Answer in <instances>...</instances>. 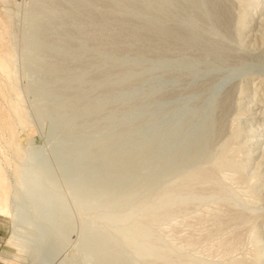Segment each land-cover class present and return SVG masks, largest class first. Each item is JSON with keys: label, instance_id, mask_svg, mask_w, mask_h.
Wrapping results in <instances>:
<instances>
[{"label": "rangeland", "instance_id": "374dc122", "mask_svg": "<svg viewBox=\"0 0 264 264\" xmlns=\"http://www.w3.org/2000/svg\"><path fill=\"white\" fill-rule=\"evenodd\" d=\"M195 1L0 0V264H264V0H227L228 33Z\"/></svg>", "mask_w": 264, "mask_h": 264}, {"label": "bare ground", "instance_id": "6f19581e", "mask_svg": "<svg viewBox=\"0 0 264 264\" xmlns=\"http://www.w3.org/2000/svg\"><path fill=\"white\" fill-rule=\"evenodd\" d=\"M81 1V0H80ZM179 1H181V0H167V2L169 3V7H171V9L175 6V5H177V3H179ZM183 1V0H182ZM185 1V0H184ZM186 1H190L191 2V6H193V7H195L197 4V2L195 1V0H186ZM192 1H194V3H192ZM208 1V0H207ZM228 1L227 0H209V3H210V17H211V19H212V22H213V26L214 27H216V28H218V29H220L221 31H223V32H226V33H228L229 31H230V29H231V22H232V20L234 19H232V14H231V11L232 10H230V5H228V3H227ZM208 3V4H209ZM230 3V2H229ZM250 5V4H249ZM198 7V6H197ZM144 10H145V8H143ZM199 11H200V9H199ZM146 12V11H145ZM145 14V13H144ZM171 17V16H170ZM173 18V17H172ZM172 20V19H171ZM233 24V23H232ZM145 27H147V26H145ZM144 28V27H143ZM215 29V28H214ZM144 30H145V28H144ZM161 30V29H160ZM159 30V31H160ZM212 30V29H211ZM217 30V29H216ZM227 30H229V31H227ZM162 32V31H161ZM163 32H165L164 30H163ZM170 32V31H169ZM177 32H179V31H177ZM205 32V31H204ZM166 33V32H165ZM161 34V33H160ZM167 34H171V33H167ZM175 34V33H174ZM231 34V33H230ZM164 35V34H163ZM173 35V34H172ZM167 36V35H166ZM170 36V35H169ZM176 36H180V35H176ZM183 36V35H182ZM200 36H201V34H200ZM203 36V35H202ZM163 37V36H162ZM184 37V36H183ZM185 37H187V34H186V36ZM167 38V37H166ZM168 38H170V37H168ZM187 38H190V37H187ZM207 38H208V36H207ZM210 38V37H209ZM163 39V38H162ZM182 39V38H181ZM185 39V38H184ZM192 38H190V40H191ZM194 39H196V38H194ZM193 39V40H194ZM201 39V38H200ZM164 40V39H163ZM162 40V41H163ZM165 40H167V39H165ZM178 40V38L176 39V41ZM198 40V39H197ZM201 40H203V39H201ZM206 40V39H205ZM209 40H211V39H209ZM208 40V41H209ZM178 41H180V40H178ZM177 41V42H178ZM182 41V40H181ZM180 41V42H181ZM188 41V40H187ZM163 42H165V41H163ZM171 42V41H170ZM185 41H183V43H184ZM197 42V41H196ZM195 42V43H196ZM213 42H215V41H213ZM212 42V45L215 47L216 46V44L215 43H213ZM169 43V42H168ZM172 43V42H171ZM194 43V44H195ZM200 43V42H199ZM202 43V42H201ZM170 44V43H169ZM182 44V43H181ZM188 44V43H187ZM190 44H193V43H190ZM165 45V44H164ZM183 45V44H182ZM184 45H186V44H184ZM219 45V44H218ZM176 46H179V47H181L179 44H172L171 46H169V48H168V50L169 51H171V50H174L175 48H177ZM165 47H167V43H166V46ZM178 47V48H179ZM162 48H164V47H162ZM217 49V48H216ZM215 49V50H216ZM223 49V48H222ZM213 50V49H212ZM224 50V49H223ZM174 51H176V50H174ZM217 51V50H216ZM225 51V50H224ZM228 52V51H227ZM170 55V54H169ZM172 55V54H171ZM0 68H2L3 70H4V66L2 65V63H0ZM6 69H8L7 67H6ZM5 72H7V71H5ZM7 75V74H6ZM198 90V89H197ZM231 93V92H230ZM172 94H175V93H171V96H172ZM232 94V93H231ZM175 96V95H174ZM194 97V96H193ZM224 98V97H223ZM234 98V97H233ZM232 98V99H233ZM171 99V98H170ZM184 99V98H183ZM173 100V99H172ZM173 102V101H172ZM212 102V101H211ZM211 102H210V104H211ZM215 102V101H214ZM170 103V102H169ZM233 103V102H232ZM216 104V103H215ZM234 104V103H233ZM212 105V104H211ZM217 105V104H216ZM214 107H215V105H214ZM231 95L229 94V95H227L223 100H221V102L220 103H218V106L217 107H215L216 109V111L215 112H213V113H211V116L209 117V118H207V119H205L204 121H206L205 123H203L201 126H200V130H199V135H198V137H197V139H196V141H192L191 142V144H190V146H191V154H189V156H188V158H187V161H191V160H194V158L195 159H197V158H199L200 157V155H202L203 153H204V155L207 153V151L209 152V149L211 148L210 146H212L213 144L214 145H216L214 142L215 141H218V143H220L221 142V140L223 141L224 140V142H225V137L228 135V129H229V131H230V127L228 126L229 124H228V122H229V118H230V116H231V113H233L232 111H231ZM211 110V109H210ZM213 110V109H212ZM211 110V111H212ZM233 110H234V108H233ZM208 112V111H207ZM208 114V113H207ZM234 114V113H233ZM209 116V115H208ZM234 122V121H233ZM230 123V122H229ZM235 126V125H234ZM229 127V128H228ZM184 130V129H183ZM173 131V130H172ZM232 131L234 132L235 130H234V128L232 129ZM231 132V131H230ZM232 132V133H233ZM251 132V131H250ZM173 134H172V136H171V160L173 159V158H175V155H177L176 154V151H175V144H176V142H175V140H176V138L178 137V135H176L174 132H172ZM177 133V132H176ZM182 134V133H181ZM185 134H188V133H185ZM197 134V133H196ZM229 135H230V133H229ZM233 135V134H232ZM183 136V135H182ZM185 136V135H184ZM185 137H187V136H185ZM193 137V136H192ZM228 137V136H227ZM250 137V136H249ZM252 137V136H251ZM179 138V137H178ZM195 138V137H194ZM205 138V139H204ZM231 138V137H230ZM235 138V137H234ZM185 139V138H184ZM232 139H233V137L229 140H227V142L228 141H231L230 143L233 145L234 143H236V142H233L232 141ZM168 141V140H167ZM178 141V140H177ZM183 141V140H182ZM181 141V142H182ZM220 141V142H219ZM252 141V140H251ZM170 142V141H169ZM179 142V141H178ZM180 142V143H181ZM187 142H189L188 141V139H187ZM226 142V143H227ZM184 143V142H183ZM182 143V144H183ZM222 143V142H221ZM177 144H179V143H177ZM182 144H181V146H182ZM223 145V144H222ZM186 146V145H185ZM184 146V147H185ZM218 146H219V144H218ZM217 147V146H216ZM232 147V146H231ZM223 150H222V152H221V154L219 155V159H218V166H217V168L218 167H220V168H223V169H226V170H228L230 167H231V165H229V162H228V159L227 158H229L228 157V151L230 152V150H229V148H230V146H229V144H227V145H225V146H223ZM234 148V147H233ZM232 148V149H233ZM178 149V148H177ZM213 149H214V147H213ZM185 150H187L186 149V147H185ZM185 150H184V152H185ZM188 151V150H187ZM234 151H235V149H234ZM182 152V151H181ZM187 153V152H186ZM170 155V154H169ZM207 157V156H206ZM209 157V156H208ZM183 158V157H182ZM203 158V157H202ZM200 159V158H199ZM204 159H206V158H204ZM209 159V158H208ZM177 160V159H176ZM180 160V159H179ZM205 161V160H204ZM180 162V161H179ZM183 162H185V159H184V161ZM195 162V161H194ZM198 162V161H197ZM216 162V161H215ZM178 163V162H177ZM193 163V162H192ZM201 163V162H200ZM191 164V163H190ZM171 165V163L169 164V166ZM174 165V164H173ZM236 165V164H235ZM183 166V165H182ZM230 166V167H229ZM171 167V166H170ZM173 167V166H172ZM178 167V166H177ZM181 167V166H180ZM184 167V166H183ZM229 167V168H228ZM174 168V167H173ZM228 168V169H227ZM222 169V170H223ZM219 170H221V169H218V171ZM221 170V171H222ZM201 171V170H200ZM199 171V172H200ZM203 171V170H202ZM198 172V173H199ZM207 173H208V171H206ZM229 172V171H228ZM230 172H232V171H230ZM201 173H205L204 171L203 172H201ZM206 173V174H207ZM213 173H214V170H213ZM195 174V173H194ZM225 174V173H224ZM196 175H197V173H196ZM199 176H200V174H198ZM215 175V178H216V174H214ZM190 176H192V175H190ZM193 176H195V175H193ZM204 176V175H203ZM206 176V175H205ZM207 176H209V174L207 175ZM4 177V176H3ZM3 177H2V175L0 174V212L1 213H3V212H5L6 211V196H5V194H6V190H7V187H6V184H5V181H3ZM210 177V176H209ZM217 177H219V176H217ZM197 179L199 178V177H196ZM202 178V177H201ZM200 178V179H201ZM207 178V177H206ZM205 178V179H206ZM188 179V178H187ZM191 179H193L192 177H191ZM196 179V180H197ZM202 179H204V177L202 178ZM209 179V178H208ZM231 179V178H230ZM194 180H195V177H194ZM211 180V179H210ZM209 180V181H210ZM187 181H189V180H187ZM202 181V180H201ZM200 181V182H201ZM217 181V180H216ZM220 181V180H219ZM191 182V181H190ZM192 182H193V180H192ZM191 182V183H192ZM197 182H198V180H197ZM203 182V181H202ZM204 182H205V180H204ZM203 182V183H204ZM212 182V181H211ZM221 182V181H220ZM221 184V183H220ZM216 186V185H215ZM219 186H217L216 188H218ZM241 187V186H240ZM221 188V187H220ZM192 189V188H191ZM213 190V189H212ZM215 191H216V189H215ZM195 192V191H194ZM198 192V191H197ZM221 192V191H220ZM218 193V192H217ZM191 195V194H190ZM197 195V194H196ZM204 195V194H203ZM206 195V194H205ZM204 195V196H205ZM224 195H226V194H224ZM199 196V195H198ZM222 196V195H221ZM188 197V196H187ZM223 198H224V196H222ZM189 198V197H188ZM186 199V198H185ZM218 199H219V197H218ZM191 200V199H190ZM189 200V201H190ZM188 201V200H187ZM190 208V207H189ZM193 208V207H192ZM194 209H196V208H194ZM221 209V208H220ZM193 211V210H192ZM195 212H197L196 210H195ZM194 212V213H195ZM209 212V211H208ZM235 213H236V211H234ZM188 213H189V211H188ZM231 213V212H230ZM190 214H191V212H190ZM189 214V215H190ZM193 214V213H192ZM191 214V215H192ZM223 214H224V212H223ZM186 215H188V214H186ZM221 215V214H220ZM235 215V214H234ZM238 215V214H237ZM244 215V214H243ZM226 216V215H225ZM212 218H214V217H212ZM238 218H240V217H238ZM216 219V218H215ZM230 220V219H229ZM233 220V219H232ZM231 220V221H232ZM238 220V219H237ZM236 220V221H237ZM200 221H202V220H200ZM212 221V220H211ZM240 221V220H239ZM242 221V220H241ZM179 222V221H178ZM235 222V221H234ZM233 222V223H234ZM244 222V221H243ZM218 223H219V221H218ZM223 223V222H222ZM232 223V222H231ZM232 223V224H233ZM239 223V222H238ZM237 223V224H238ZM241 223V222H240ZM245 223V222H244ZM219 224H221V222L219 223ZM197 225V224H196ZM184 226V225H183ZM244 226V225H243ZM231 227H232V225H231ZM237 227V226H236ZM236 227H235V229H236ZM199 228H200V226H199ZM216 228V227H215ZM191 229V228H190ZM231 229V228H230ZM237 229H241V227L239 228V227H237ZM253 229V228H252ZM217 230V229H216ZM244 230V229H243ZM246 230V229H245ZM246 232V231H245ZM249 232V231H248ZM212 233V232H211ZM224 233V232H223ZM229 233V232H228ZM215 234V233H214ZM238 235H239V231H238V233H237ZM241 234H242V231H241ZM244 234H246V233H244ZM220 235V234H219ZM230 235V234H229ZM234 235V234H233ZM237 235V236H238ZM220 236H222V235H220ZM217 237V236H216ZM235 237V236H234ZM246 237H248V236H246ZM186 238V237H185ZM226 238V237H225ZM239 238H241L242 239V236L240 237L239 236ZM211 239V238H210ZM240 239V240H241ZM244 239V238H243ZM246 239V238H245ZM227 240V239H226ZM230 240V239H229ZM234 240H236L235 238H234ZM247 240V239H246ZM246 240L244 241L245 243H246ZM222 241V240H221ZM239 240H237V242H238ZM243 241V240H242ZM193 242V241H192ZM190 243V242H189ZM230 243H233V241L232 242H230ZM242 243V242H241ZM241 243L239 242V243H237L235 246H233L232 248H231V246L229 245V249H227V247L224 249L225 251L224 252H222V251H220L221 253H224V256H233L234 255V253H236L237 251H241L240 250V246H241ZM191 244V243H190ZM202 244V243H201ZM222 244H224V243H222ZM229 244V243H228ZM244 245V244H243ZM247 245V244H246ZM217 246V245H216ZM221 246V248H223V245H220ZM219 246V247H220ZM218 247V248H219ZM225 247V246H224ZM244 247V246H243ZM242 247V248H243ZM210 248V247H209ZM245 248V247H244ZM187 250V249H186ZM219 250V249H218ZM214 252H217V249H216V251L214 250ZM188 253V252H187ZM211 253V252H210ZM219 253V252H218ZM217 253V254H218ZM241 253V252H240ZM240 253H239V255H240ZM208 254V253H207ZM206 254V255H207ZM233 254V255H232ZM242 254V253H241ZM214 255V254H213ZM219 255H220V253H219ZM218 255V256H219ZM237 255V254H236ZM236 255H234L233 257H236ZM203 256H204V254H203ZM215 256H216V254H215ZM214 256V258L212 257V256H210L213 260L214 259H216V257ZM217 256V257H218ZM222 256H223V254H222ZM221 256V257H222ZM223 256V258H225ZM256 256V255H255ZM209 257V256H208ZM210 258V259H211ZM222 258V259H223ZM231 258L229 257V260H230ZM259 259V258H258ZM217 260V259H216ZM218 260H219V258H218ZM220 260H221V258H220ZM225 261L226 260H228V258L227 259H224ZM215 261V260H214ZM235 261V260H234ZM234 261L232 262L231 260L229 261V262H232V264L234 263ZM241 261V260H240ZM240 261H236V263L238 264ZM242 262H244V261H242ZM246 262H247V260H246ZM210 264L211 263H213L212 261L211 262H209ZM208 262H206V263H200V264H209ZM215 264L216 263H218V261L217 262H214ZM213 263V264H214ZM225 262H222V264H224ZM188 264V263H187ZM219 264H221V262L219 261ZM227 264H230V263H227ZM244 264H246V263H244ZM249 264V263H248Z\"/></svg>", "mask_w": 264, "mask_h": 264}, {"label": "crops", "instance_id": "0c3cea01", "mask_svg": "<svg viewBox=\"0 0 264 264\" xmlns=\"http://www.w3.org/2000/svg\"><path fill=\"white\" fill-rule=\"evenodd\" d=\"M0 230H1V225H0ZM1 232V231H0Z\"/></svg>", "mask_w": 264, "mask_h": 264}]
</instances>
